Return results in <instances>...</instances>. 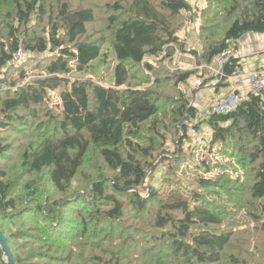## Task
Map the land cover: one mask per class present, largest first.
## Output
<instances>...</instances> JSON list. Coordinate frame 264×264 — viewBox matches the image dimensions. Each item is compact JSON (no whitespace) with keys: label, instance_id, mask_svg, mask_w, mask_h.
Wrapping results in <instances>:
<instances>
[{"label":"trees","instance_id":"1","mask_svg":"<svg viewBox=\"0 0 264 264\" xmlns=\"http://www.w3.org/2000/svg\"><path fill=\"white\" fill-rule=\"evenodd\" d=\"M206 1L201 49L193 51L199 66L247 33L264 34V0ZM83 2L0 0V161L18 170L9 178L0 164V228L16 263L264 264L230 251L235 231L226 227L222 194L214 192L232 186L264 210V90L242 97L227 114L209 107L200 120L212 131L211 145L225 146L223 154L243 170L244 182L198 176L204 192L188 186L143 195L148 158L166 138L164 126L155 125L172 106L170 95L157 91L167 70L154 61L185 52L187 37L180 38L174 20L186 13L190 21L195 12L187 0ZM20 50L24 60L17 62ZM112 61L114 86L83 76ZM135 68L155 78L134 83ZM239 69L238 59L229 61L213 88L222 89ZM188 103L182 98L172 107L178 129L196 118ZM19 126L31 134L24 137ZM74 183L83 192L75 194ZM0 264H7L1 244Z\"/></svg>","mask_w":264,"mask_h":264},{"label":"rangeland","instance_id":"2","mask_svg":"<svg viewBox=\"0 0 264 264\" xmlns=\"http://www.w3.org/2000/svg\"><path fill=\"white\" fill-rule=\"evenodd\" d=\"M82 1V0H81ZM116 0H84L83 4H94L97 6H102L108 2H115ZM193 8L194 19L190 18L185 13L181 18H176L174 22L177 25H180V31L178 34L184 33L183 35H179L182 39L183 36H186L187 42H185L186 47L182 50L185 52L177 51L178 47H175V51H177L174 56L166 57V59H162V57L158 58L156 62L154 61L155 68H164L167 71L161 72L162 82L159 83L161 85L157 88L159 93L163 92L164 94L170 95L172 98V106L168 102L167 109H163L161 114L159 115V120L156 122L155 128H160L164 126V130H161V134L165 135V139L160 136L159 143L161 144V148L155 151L152 157L148 158V168H147V180L145 183V190H141L144 195L150 189H156L162 192L167 190H173L176 188H189L197 189L199 191H203V189L199 188V184L196 180L197 177L205 178L206 180H217L223 174H228L233 180H236L239 176L240 182H244V172L237 165L236 162L223 154L225 146L220 143L211 145L212 139V131L206 124H202L200 120L203 117L210 115L209 107L213 103L215 99L216 90L213 92L212 98L207 104V106H202L200 108L198 99L199 94L204 93V89L206 87V83H214L216 84L217 79H219V75H217V58L211 65H198V59L193 56V51H198L197 46L200 47V43L198 38H195L199 34L201 28H198L199 25H203L206 20L203 15L208 14V3L206 0H187ZM189 13V12H188ZM191 14V13H190ZM102 16V13H100ZM222 17V16H220ZM223 17L221 18V23ZM188 21V22H187ZM195 34L188 36L190 34V30L193 28ZM250 34V33H247ZM247 34H245L241 39H243ZM259 34V33H252ZM241 39L239 41L233 42L231 48L235 51V57H232L231 60L237 59L239 54H237V45L238 49L241 46ZM193 41V42H192ZM243 41V40H242ZM177 48V49H176ZM229 48V47H228ZM201 49V47H200ZM179 50V49H178ZM190 50L191 53H187ZM189 58V59H184ZM24 60V59H23ZM22 60V61H23ZM189 60V62H187ZM230 60V61H231ZM21 61V62H22ZM114 66L115 63L112 61L109 65L95 66L94 69H89V72L85 76V78H93L98 83H101L107 87L114 86ZM207 69V70H204ZM133 71L137 75H139V79L136 82L146 80L149 76L145 69H133ZM173 71H177L173 72ZM191 73V76L186 80V82H178V77L184 73ZM224 72V68L222 69ZM32 73V72H31ZM1 74V73H0ZM173 74H179L177 77ZM203 75L200 77L199 75ZM151 77L153 80L155 77ZM170 77L171 79H168ZM197 79H200V83L196 86L195 82ZM243 80H247V76L243 75ZM176 81V82H175ZM213 81V82H211ZM150 86V85H148ZM227 92H230L226 90ZM161 93V94H163ZM163 94V95H164ZM51 98L53 101L52 105H55L59 102L58 95L56 93L51 94ZM185 98L188 101V109H194L197 111L196 120H183L182 124L179 126L176 123H171L172 114L174 113L173 106L177 105V100ZM175 108V107H174ZM170 118V119H169ZM169 119V120H168ZM184 125H187V132L183 131ZM30 126V125H27ZM27 126H19L24 137L29 136L31 133L28 130ZM150 126V125H149ZM31 127V126H30ZM167 131V132H163ZM147 133V129L144 130ZM149 133H152V130L149 129ZM30 143V142H29ZM29 143H25V147ZM181 151V155L178 152ZM180 156L183 162L179 163ZM0 164L6 166L10 170V177L14 176L18 173V170L13 171V167L9 166L6 161H0ZM233 167H237V172L233 171ZM81 180V178H78ZM172 180L169 182V180ZM85 184L87 182H84ZM241 185V184H238ZM80 183H74V193L79 194V192H83L81 190ZM232 186L228 187V190H216L214 192H219L222 194V200L218 201L219 204L225 208L227 212L226 216V227L233 228L235 231V244L230 251L240 252V257L245 260H260V262H264V210L256 211L254 208L258 206V203L252 204L251 200L246 198V195H239L241 191L235 190ZM206 192H213L209 189H206ZM73 194V195H75ZM232 194V195H230ZM71 195V196H73ZM60 197V195H59ZM229 214V215H228ZM258 214V215H257ZM34 253V250L33 252ZM32 262L31 260L28 262Z\"/></svg>","mask_w":264,"mask_h":264},{"label":"crops","instance_id":"3","mask_svg":"<svg viewBox=\"0 0 264 264\" xmlns=\"http://www.w3.org/2000/svg\"><path fill=\"white\" fill-rule=\"evenodd\" d=\"M194 29L198 31V28L196 27L193 28L192 31L190 30L191 38L192 34H195ZM196 37L197 36L195 35V38ZM197 48V50L200 51V47L197 46ZM236 48L237 54H239V58L237 59L239 60L240 69L238 70V74L231 77L228 80V84L226 83L227 85L221 88L230 92H239L240 95L245 97L249 93H251L249 74L264 66V34H247L243 39H241L240 48L238 49V45ZM184 59L186 60L189 58ZM187 62H189V60H187ZM243 75L247 76V80L242 79ZM213 83L210 84L207 82L204 93L199 94L200 96L198 99V103L200 108L202 106H207V104L211 100L213 92L216 90L212 86Z\"/></svg>","mask_w":264,"mask_h":264},{"label":"built area","instance_id":"4","mask_svg":"<svg viewBox=\"0 0 264 264\" xmlns=\"http://www.w3.org/2000/svg\"><path fill=\"white\" fill-rule=\"evenodd\" d=\"M236 53L233 48L229 47L217 58V70L216 73L219 77L224 76V72L222 69L229 63L232 57H235ZM23 57V52L20 50L16 54V60H20ZM239 58V57H238ZM260 70V71H259ZM249 81L254 93H258L264 90V66L256 71H253L249 74ZM200 83V79H197L195 84L196 86ZM242 98L239 100L238 98H232L229 102L225 103L223 108L221 109V114H227L234 110Z\"/></svg>","mask_w":264,"mask_h":264},{"label":"bare ground","instance_id":"5","mask_svg":"<svg viewBox=\"0 0 264 264\" xmlns=\"http://www.w3.org/2000/svg\"><path fill=\"white\" fill-rule=\"evenodd\" d=\"M23 57H24V55H23ZM23 57L20 60H22ZM20 60H16V61L19 62ZM260 92H258V93H260ZM251 93L252 94H258V93L253 92L252 87H251ZM242 97L243 96L240 95L239 93L227 92L224 89L216 90L215 99L213 100V103L211 104V109L213 110V112L221 114V109L223 108L225 103L229 102L232 98H238L240 100Z\"/></svg>","mask_w":264,"mask_h":264},{"label":"water","instance_id":"6","mask_svg":"<svg viewBox=\"0 0 264 264\" xmlns=\"http://www.w3.org/2000/svg\"><path fill=\"white\" fill-rule=\"evenodd\" d=\"M0 244L2 246V250L5 254V256L7 257V264H17L15 259H14L13 254L11 252V249L8 245L7 238L3 234L1 228H0Z\"/></svg>","mask_w":264,"mask_h":264}]
</instances>
